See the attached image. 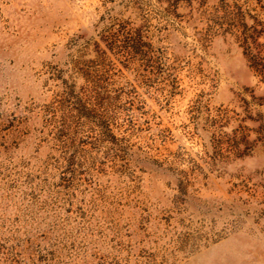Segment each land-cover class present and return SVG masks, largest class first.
<instances>
[{
    "label": "rangeland",
    "instance_id": "1",
    "mask_svg": "<svg viewBox=\"0 0 264 264\" xmlns=\"http://www.w3.org/2000/svg\"><path fill=\"white\" fill-rule=\"evenodd\" d=\"M260 69L264 0H0V264H264Z\"/></svg>",
    "mask_w": 264,
    "mask_h": 264
},
{
    "label": "trees",
    "instance_id": "2",
    "mask_svg": "<svg viewBox=\"0 0 264 264\" xmlns=\"http://www.w3.org/2000/svg\"><path fill=\"white\" fill-rule=\"evenodd\" d=\"M255 60H256V56H252V62H253L252 64H253L254 66H256V65H255ZM253 65H252V66H253ZM258 70H259V69H258ZM260 72H262V74H263L264 69H260Z\"/></svg>",
    "mask_w": 264,
    "mask_h": 264
}]
</instances>
